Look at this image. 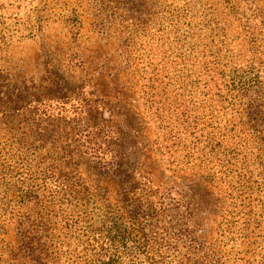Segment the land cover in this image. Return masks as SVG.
Returning a JSON list of instances; mask_svg holds the SVG:
<instances>
[{"label": "rangeland", "instance_id": "rangeland-1", "mask_svg": "<svg viewBox=\"0 0 264 264\" xmlns=\"http://www.w3.org/2000/svg\"><path fill=\"white\" fill-rule=\"evenodd\" d=\"M133 1L137 4L131 5ZM138 2L143 6L139 7ZM235 3L237 13L229 10ZM221 15L227 20L218 21ZM238 17L246 26L235 20ZM205 18H209L213 28L209 37L201 26ZM188 26L190 41L198 46L191 53L192 59L189 49L176 47L178 35ZM217 34L226 38L233 60L255 58L264 80V0H0V68L8 72L12 81L34 83L33 86L45 89L47 94L54 90L55 84L50 75L60 77L62 90L52 92L43 109L49 115L44 124L58 129L61 136L56 143L50 140L40 147L39 152L49 153L55 159L61 145L73 142L71 134L82 124L113 121L116 129L130 140L135 178L149 177L148 189L137 192L147 200H154L156 192L168 196L173 204L169 213L174 212L178 222L184 223L183 228L194 238L193 248L187 249L188 245L182 244L176 249L169 248L165 254L168 256L164 255L167 260L175 264L195 261L208 264L213 258L219 264H264V173L257 165V160L264 161V149L248 124L242 123L245 118L232 133L216 136L223 137L222 150L236 145L238 155L246 158L243 165L252 177L248 189L240 187L236 180L229 183L220 162L201 151L198 144L193 146L194 137L201 140L211 128L183 135L175 147V155L169 157L160 145L157 128L141 92L140 73L148 67L150 50L157 57L165 53L168 70L175 75L172 65L181 52L186 54V65L193 67L194 56L200 58L201 47L206 43L207 48L212 46ZM165 36L168 40L161 48ZM251 42L253 45L249 46ZM201 82L189 84L184 99L192 115L211 122L205 98L198 92L191 94ZM62 95L64 98L59 100L57 97ZM89 113L90 120L86 119ZM3 125L0 121V162L6 159L1 154L2 148L10 145ZM176 130L177 126L169 125L160 130L159 136ZM239 165L243 167L238 163L234 171L240 170ZM89 170L83 162L77 174L93 193L91 198L82 202L67 193L66 198L56 199L47 216L50 230L41 232L40 225H37L39 230L35 229L54 255H59L61 264H81L83 227L94 221L101 206L102 198L94 195L96 186L106 190L105 201L116 203L115 181L96 177ZM249 209L255 219L253 232L249 233L250 248L244 254L242 241ZM11 211L15 218L20 209L13 204ZM167 219L168 216L158 213L153 216V225L163 233ZM12 222H6L7 233L0 232V257L7 241L13 246L17 244ZM73 223L78 225L68 231L66 225ZM202 258L205 263H201Z\"/></svg>", "mask_w": 264, "mask_h": 264}, {"label": "trees", "instance_id": "trees-1", "mask_svg": "<svg viewBox=\"0 0 264 264\" xmlns=\"http://www.w3.org/2000/svg\"><path fill=\"white\" fill-rule=\"evenodd\" d=\"M135 4L136 1L131 2V5ZM138 6L143 4L138 2ZM236 9L237 3L229 10L237 13ZM219 20L227 19L221 15ZM235 20L246 26L239 17ZM201 26L208 31L205 33L207 37L212 35L209 18H205ZM187 28L178 35L176 47L189 49L191 57L198 46L190 41V28ZM216 36L218 39L213 40L212 46L207 48L206 43L201 47L200 58L194 56L193 67L186 65V54L181 52L172 65L175 75H171L168 70L166 54L157 57L150 50V59L146 64L148 67L141 69L140 73L141 92L146 109L157 128L160 145L169 157L175 155V147L183 140V135L195 134L196 129L202 132L205 128H211L201 140L194 137L196 142L193 146L198 144L201 151L220 162L223 166L221 171L229 177V183L236 180L240 187L248 189L252 177L247 175L243 165L246 158L238 155L236 145L222 150L223 137L216 135L232 133L245 118L242 123L248 124L257 143L264 149V134L261 133L264 130V80L255 58L242 62L233 60L226 38L219 34ZM167 40L165 36L160 42L161 48H164ZM252 45V42L249 43V46ZM55 75L49 77L55 82L54 90L47 94L45 89L33 86L34 83L19 84L12 81L8 72L0 68V121L4 124V134L10 139V145L1 150L6 159L2 158L0 162V232L7 233L9 225L6 222L13 220V235L17 237L15 246L10 241L3 245L4 255L0 257V264H61L59 255H54L48 242L36 233L40 229L37 225L43 229L39 230L41 232L50 230L51 221L47 218L49 211L54 207V201L66 198L67 193L72 198H80L82 202L91 198L93 193L77 174V168L83 162L96 177L115 181L116 203L105 201L103 195L106 190L96 186L94 195L102 198L101 206L94 221L83 227L80 238L83 251L81 264H175L165 257L168 256L165 254H168L169 248L176 249L179 244L188 245L187 249L193 248L194 238L183 228L184 223L178 222L175 213H169L173 204L168 196L156 192L154 200H147L143 199L141 192H137L148 189L149 177L135 178L131 148L128 147L130 140L116 129L113 121L112 124L100 121L82 124L71 134L73 142L61 145L55 159H51L49 153L45 155L39 152L40 147L50 140L55 142L61 136L58 129L44 124L45 118L49 117L43 109L45 102L51 99L52 92L62 90L60 77ZM200 81H203L202 85L191 94L198 92L201 98H205L211 122L201 119L197 114L192 115V109L185 103L184 93H188L189 84L194 82L198 85ZM180 97L183 99L179 100ZM57 98L62 100L64 97ZM88 116L90 113L86 118L90 120ZM169 125L177 126V130L172 131L175 133L171 135L172 132L168 131L170 133L167 135L159 136L160 130ZM238 163L243 167L239 165L240 170L234 171ZM257 165L263 174L264 161L257 160ZM230 171L234 172L230 174ZM235 172L238 175L233 179ZM13 204L20 209L15 218L11 211ZM158 213L168 216V224L162 227L163 233L153 225V216ZM251 213L250 209L247 210L246 234L242 241L244 254L250 248L249 233L254 228L255 218ZM77 225L67 224L66 229L71 231ZM204 258L201 263H205ZM195 263L198 264V261ZM208 264H219L218 259L212 258Z\"/></svg>", "mask_w": 264, "mask_h": 264}]
</instances>
